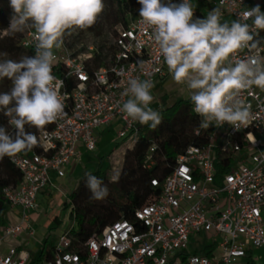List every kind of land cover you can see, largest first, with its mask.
Instances as JSON below:
<instances>
[{"label": "built area", "instance_id": "2783aa9c", "mask_svg": "<svg viewBox=\"0 0 264 264\" xmlns=\"http://www.w3.org/2000/svg\"><path fill=\"white\" fill-rule=\"evenodd\" d=\"M249 1L212 0L211 10L221 7L222 16L237 19L251 8ZM258 31L254 38H264V30ZM35 42L34 30L25 31L20 46L35 56ZM111 43L113 48L105 49L97 65L99 52L92 44L76 51L68 46L66 36L63 46L53 49V75L63 81L59 92L67 115L38 133L42 152H21L9 159L20 179L4 186L2 195L7 207L20 210V221L0 226V264L26 263L24 251L8 246L2 252V246L6 238H16L24 229L33 234L29 212L37 208L50 170L62 176L65 165L77 158L79 147L94 151L96 132L114 123L117 137L136 140L138 121L121 111L129 98L121 93L129 79L160 78L166 64L151 38V28L139 15L126 26H115ZM259 54L264 56V41ZM247 55L248 49H242L236 58ZM141 60L143 68L137 63ZM240 99L251 106L248 124L235 128L213 123L202 128L208 131L207 141L179 152L163 180L150 179L159 192H152L134 209L133 220L109 223L82 242L79 250L72 248L70 230L65 231L42 264H247L253 260V251L264 248V90L253 86L243 90ZM217 153L229 159L228 170L219 177ZM146 163L152 164L150 155ZM206 249L210 254L204 253Z\"/></svg>", "mask_w": 264, "mask_h": 264}, {"label": "clouds", "instance_id": "9594fccd", "mask_svg": "<svg viewBox=\"0 0 264 264\" xmlns=\"http://www.w3.org/2000/svg\"><path fill=\"white\" fill-rule=\"evenodd\" d=\"M137 3L139 17L151 28V38L173 81L190 90L192 111L202 118L198 127L247 125L251 106L240 94L253 86L264 90V56L259 54L264 38H254L259 36L258 30H264L261 5L257 3L227 23L221 22V7H214L204 18H194L189 0ZM8 6V31L34 30L36 42L35 56L0 61V80L12 81L10 91L0 93V112L9 117L15 130L10 134L0 126V161L5 156L13 160L18 153L39 146L37 135L26 131V125L42 133L47 125L67 115L59 92L63 81L53 75V49H60L64 38L77 30L92 28L106 8L105 0H8ZM242 49H248L249 55L237 59ZM137 63L143 68L144 61ZM154 87L151 79L132 78L121 93L129 97L121 111L153 130L163 121L160 112L150 107ZM85 176L91 198H105L108 188L103 181L91 173Z\"/></svg>", "mask_w": 264, "mask_h": 264}, {"label": "trees", "instance_id": "16d2710c", "mask_svg": "<svg viewBox=\"0 0 264 264\" xmlns=\"http://www.w3.org/2000/svg\"><path fill=\"white\" fill-rule=\"evenodd\" d=\"M109 16H107L110 27L116 24L126 26L129 19L137 16L135 9L130 7L128 0H108ZM192 5L196 9L195 17H200L199 7L210 9V5L205 0H191ZM198 5V6H197ZM11 9L8 6V0H0V31L7 29ZM24 33V32H23ZM23 33L12 34L7 31L0 35V54L6 53V59H17L23 48L20 46V39ZM112 41V40H111ZM111 41L107 48H113ZM67 43L69 40L67 36ZM25 50V49H24ZM27 56H32L31 50H25ZM5 56V55H4ZM16 61V60H14ZM101 56L98 54L95 64H99ZM73 81L69 80L68 87H71ZM11 80L4 78L0 80V93L9 92L11 89ZM162 116V123L156 128L151 129L148 125L137 123L138 134L134 142L128 143L123 153L122 164L115 179L108 178V166L102 168L100 160L96 162L93 169L86 173L100 178L104 185L108 188V194L101 200L92 199L91 192L86 187V173H83L78 180V185L69 195V202L64 203V207L69 208V218L73 219L74 225L69 231L74 238L72 248L79 250L81 243L87 240L94 232L101 231L109 223L126 218L133 220V211L140 205L152 192H159V188L152 187L151 178L163 180L170 171L172 164L179 152H181L189 144H204L207 141V129L199 126L200 117L192 111V102L189 98H178L171 105L163 106L156 110ZM0 126H4L10 134L14 133V128L9 124V117L0 112ZM52 123L47 125L45 129H50ZM26 131L37 135L39 131L35 127L25 126ZM199 129L196 134L195 130ZM97 135V134H96ZM118 142H114L106 151L112 152L118 148ZM153 148L150 151V148ZM42 152V147H35L27 152ZM150 155L152 164L147 166L146 159ZM217 157L221 158L215 162L216 176L219 177L229 168V159L217 153ZM102 158V157H101ZM20 179V172L5 156L0 161V226L6 223L5 210L7 205L3 199L2 188L6 185L16 184ZM49 240H46L47 243ZM56 241V240H55ZM53 247L52 241H49ZM206 254H210V249H206ZM52 255L51 249L45 248L41 250L37 256L30 258L25 264H42ZM247 264H259L254 259Z\"/></svg>", "mask_w": 264, "mask_h": 264}, {"label": "crops", "instance_id": "0c3cea01", "mask_svg": "<svg viewBox=\"0 0 264 264\" xmlns=\"http://www.w3.org/2000/svg\"><path fill=\"white\" fill-rule=\"evenodd\" d=\"M205 1L210 5V9L202 8L197 5L199 8V12L201 13L200 18L206 17L208 12L214 5L212 0ZM257 3L261 5V11L264 12V0H250L248 2V6L253 7ZM234 20L236 19L229 15L221 17V22L231 23ZM164 70L165 74L153 81L155 87L151 90V94L154 96V100L150 104V107L154 105L160 107L162 103L163 106H169L178 98L190 97V90L187 88V85H180L174 82L172 76L168 72L167 65L165 66ZM160 100L162 102H160ZM115 124L117 123H114L112 125ZM110 126L106 128H109ZM96 134L98 142L97 147L94 151H92V154L89 151L85 150L82 146H80L78 149L77 158L72 159L65 165L64 173L62 176L57 175L55 172L50 173L49 183L47 184L45 189L38 194L37 208L29 212V214H31V217L29 216L30 223L34 229L33 234L29 235L26 229H24L18 234L16 238H6L2 246V252H5V249L8 246H15L17 250L24 251L27 254L26 261H28L30 258L37 256L38 253L45 248L51 249V252L53 251L54 246L52 247L49 241H52L54 244L61 233H56V235H54L52 239H50V234L47 236H44L42 232H40L39 234L37 233V231L40 230V228L38 227L40 226L38 225V222L42 221L44 222V224H47L51 218L57 216L56 212L59 205L58 202L62 201L63 206L65 202H69L68 195L76 187L79 177L83 173H86L93 169L94 164L98 162L101 157L106 155V151L111 147V139L108 133H105V128L98 130ZM124 143L126 144L125 141L123 142V144ZM127 145L128 143L125 147H127ZM39 198L45 199L46 209H49L51 212V214L46 218L40 217V212L37 213L38 209H40L38 201ZM6 210V223H17L20 221L19 209L7 207ZM67 213L69 214V208H67ZM46 240H49L48 243H45ZM254 260L258 262L255 256Z\"/></svg>", "mask_w": 264, "mask_h": 264}, {"label": "rangeland", "instance_id": "374dc122", "mask_svg": "<svg viewBox=\"0 0 264 264\" xmlns=\"http://www.w3.org/2000/svg\"><path fill=\"white\" fill-rule=\"evenodd\" d=\"M130 7L135 9V14L139 15V8L140 5L137 3V0H128ZM106 8L102 16L99 18L98 22L89 29L86 30H77L75 33H73L71 36H68L69 45L74 50H80L84 48L87 44H92L97 50L98 54L102 55L105 54V49L107 48L108 43L112 40V36L115 34L114 26L110 27L108 24L107 16H109L110 8H109V1L105 0ZM119 25L116 24V26ZM8 31L7 29L1 30L0 35L5 34ZM27 56L26 51L23 49L20 51L19 55L17 56V59H14L16 61H19L21 57ZM6 60V56L0 55V61ZM12 85V81H11ZM160 102H162L160 100ZM163 106V103L159 106H152L151 108L154 110L161 109ZM118 129V124L112 125L109 128L105 127V133L107 132L110 139H111V145L114 142H118L119 148L107 153L105 156L100 158L101 166L102 168L108 166V178L110 180L115 179L117 176L123 159V153L126 150V144H123V139L118 138L116 135ZM109 149V148H108ZM92 154V151H89ZM104 153V151H103ZM54 171L50 170V173ZM78 185V182L76 186ZM76 188V187H75ZM74 188V189H75ZM40 209H38L37 213L40 212L41 216L46 218L48 215L51 214L49 209H46V201L45 199H38ZM69 201V198H68ZM58 209H57V216L51 218L47 224H44V222H38L40 226L39 231L37 233L40 234L42 232L44 236H47L50 234V239L53 238L56 233H62L63 231H69L74 225L73 219L69 218V215L67 213V208H64L63 202H58ZM7 210H5L6 212ZM31 217V214H29ZM48 243V242H47ZM47 246V245H46ZM255 258L260 264H264V248L256 249L253 251Z\"/></svg>", "mask_w": 264, "mask_h": 264}]
</instances>
